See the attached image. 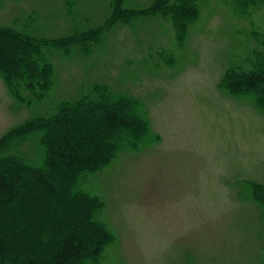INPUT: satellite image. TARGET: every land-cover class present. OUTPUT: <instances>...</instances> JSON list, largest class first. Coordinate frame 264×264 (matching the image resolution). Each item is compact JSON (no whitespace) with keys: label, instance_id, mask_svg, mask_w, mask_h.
Segmentation results:
<instances>
[{"label":"rangeland","instance_id":"1","mask_svg":"<svg viewBox=\"0 0 264 264\" xmlns=\"http://www.w3.org/2000/svg\"><path fill=\"white\" fill-rule=\"evenodd\" d=\"M197 1L200 13L184 23L154 0H113L132 13L125 20L110 15L111 0H0V29L13 31L0 42L23 46L24 35L50 61L44 70L29 65L44 80L31 102L0 72V138L20 125L32 132L38 116L96 84L143 113L149 137L115 147L86 184L101 195L111 231L102 264H264V102L222 80L233 64L264 71V0ZM80 112L89 124L102 118L96 104ZM46 134L56 137V126ZM36 143L35 135L21 151L37 157ZM21 166L32 186V167Z\"/></svg>","mask_w":264,"mask_h":264},{"label":"trees","instance_id":"2","mask_svg":"<svg viewBox=\"0 0 264 264\" xmlns=\"http://www.w3.org/2000/svg\"><path fill=\"white\" fill-rule=\"evenodd\" d=\"M111 1L110 15L113 13L117 19L124 20L131 16L132 13L115 3L119 0ZM200 3L154 0L160 13L171 14L175 22L184 23L200 13ZM148 8L133 13L145 12ZM9 32L13 31L0 29V37ZM87 32L91 31L83 30L80 34L84 36ZM24 37L23 46L0 42V72L13 93L31 102L42 94L38 83L44 80L37 74L43 72L38 68L32 70L29 65L37 62L44 70L50 61L46 51L37 47L38 43ZM222 80L229 90H252L264 102V71L233 64ZM90 103L98 106L102 118L89 124L80 109ZM142 114L130 98H122L105 84H96L76 99L61 102L57 111L48 117L38 116L32 132L20 125L0 138V208L3 209L0 264H102L111 231L100 220L101 195L86 184L92 174L111 163L117 151L115 147L139 146L149 137ZM42 119L49 122L43 123ZM51 124L56 126L58 135L47 140V127ZM35 135L37 157L30 158L21 151V146L31 139L33 146ZM15 137H19L15 151H8L7 143ZM21 164L32 167L25 169L32 175V186L23 183L17 171L24 169ZM9 165L16 170H9ZM46 169L50 174L44 172ZM70 195L80 198V205L73 204ZM17 257L20 261L13 263Z\"/></svg>","mask_w":264,"mask_h":264}]
</instances>
